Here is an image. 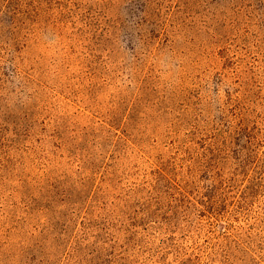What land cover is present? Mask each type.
<instances>
[{
	"label": "rangeland",
	"instance_id": "rangeland-1",
	"mask_svg": "<svg viewBox=\"0 0 264 264\" xmlns=\"http://www.w3.org/2000/svg\"><path fill=\"white\" fill-rule=\"evenodd\" d=\"M0 264H264V0H0Z\"/></svg>",
	"mask_w": 264,
	"mask_h": 264
}]
</instances>
